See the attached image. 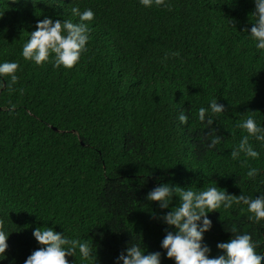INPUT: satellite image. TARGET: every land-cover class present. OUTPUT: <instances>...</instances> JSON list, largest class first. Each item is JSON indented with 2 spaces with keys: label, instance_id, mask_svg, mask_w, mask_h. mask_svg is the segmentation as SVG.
I'll list each match as a JSON object with an SVG mask.
<instances>
[{
  "label": "trees",
  "instance_id": "obj_1",
  "mask_svg": "<svg viewBox=\"0 0 264 264\" xmlns=\"http://www.w3.org/2000/svg\"><path fill=\"white\" fill-rule=\"evenodd\" d=\"M167 2L171 11L139 0H0V64L20 66L11 90L0 77V221L9 246L0 264H25L41 247L33 232L45 227L90 243L97 264H117L132 242L175 264L161 247L175 230L160 217L179 197L162 210L146 199L152 189L264 195V141L250 140L258 159L231 157L247 134L240 122L251 115L264 129V50L250 35L254 0ZM74 6L94 12L80 62L67 70L51 58L42 66L25 61L37 23L79 22ZM213 99L226 111L213 114ZM213 129L221 140L209 148ZM249 168L259 170L254 179ZM217 211L204 234L209 258L224 254L218 243L244 233L264 254V220H249L243 203ZM68 260L92 264L78 252Z\"/></svg>",
  "mask_w": 264,
  "mask_h": 264
},
{
  "label": "clouds",
  "instance_id": "obj_2",
  "mask_svg": "<svg viewBox=\"0 0 264 264\" xmlns=\"http://www.w3.org/2000/svg\"><path fill=\"white\" fill-rule=\"evenodd\" d=\"M146 8L164 7L172 10L167 0H139ZM255 11L251 14L255 21L251 26L250 35L258 50H264V0H254ZM73 16L79 18V22L72 20L53 21L45 18L37 23L36 30L30 34V40L24 45L22 56L25 61H34L42 66L51 62L56 69L61 67L71 70L87 51L89 41V23L94 20V12L86 9L81 12L78 6L71 8ZM247 31V29L245 30ZM179 56V53H172ZM167 59V55L165 56ZM19 64L16 62H4L0 64V77L6 78L9 90L18 81L17 71ZM22 91V90H21ZM211 112L220 114L226 111L225 107L215 99L210 103ZM206 109H199V120H205ZM182 124L187 125L189 117L183 112L179 116ZM209 125L213 120H207ZM238 127L246 131L238 146L231 152V157L236 160L241 154L245 157L258 159L259 153L254 150L250 140L264 141V129L259 127L255 119L249 115L238 124ZM209 148H215L220 143L221 137L215 135L212 130ZM246 166V161L241 164ZM258 169L249 168L247 178L254 179L258 175ZM179 197V204L171 208L160 219L175 231H167L161 242V247L166 251L167 258L174 260L175 264H264V254L256 251L257 243L248 233L236 234L228 242L217 244V248L224 253L215 258H209L210 248L203 243L204 234L212 228L209 213L218 212L221 207L232 208L233 204L243 203L252 215L249 220L259 222L264 220V195L258 198H249L244 194L230 195L226 190L217 187H207L200 190L193 188L182 189L171 184H159L152 189L146 199L156 202L162 210L169 209L173 198ZM202 221V224H201ZM235 233L236 230L232 229ZM33 235L41 247L32 252L25 264H69L68 257H76L77 252L84 260L97 264V257L93 246L78 239H70L65 235L55 232L51 228H37ZM8 234L3 230V221H0V256L4 257L8 249ZM161 264V254L153 252L145 254L141 247L132 242L122 251L117 259V264Z\"/></svg>",
  "mask_w": 264,
  "mask_h": 264
}]
</instances>
